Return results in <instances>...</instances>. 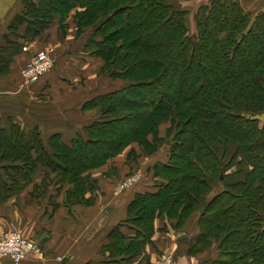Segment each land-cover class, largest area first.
<instances>
[{"label":"trees","instance_id":"1","mask_svg":"<svg viewBox=\"0 0 264 264\" xmlns=\"http://www.w3.org/2000/svg\"><path fill=\"white\" fill-rule=\"evenodd\" d=\"M178 1L22 0L0 45V73L29 37L75 8L78 34L93 27L85 48L127 84L86 100L82 110L96 109L97 118L70 138H44L38 126L28 129L13 117L0 121V203L33 184L31 195L49 194L54 208L62 191L70 210L93 205L92 169L132 143L146 156L167 144V160L151 166L153 189L135 193L102 252L133 263L155 246L159 220L163 230L169 223L180 229L218 184L188 253L217 244V257L202 264H264V122L253 116L264 112V9L251 17L240 0H207L195 10L191 34L189 11L175 7ZM128 153L131 162L136 150Z\"/></svg>","mask_w":264,"mask_h":264},{"label":"crops","instance_id":"2","mask_svg":"<svg viewBox=\"0 0 264 264\" xmlns=\"http://www.w3.org/2000/svg\"><path fill=\"white\" fill-rule=\"evenodd\" d=\"M244 1L241 0L243 6ZM246 2L248 9H252V5L249 6V2L247 0ZM259 2L260 5H264V0H259ZM22 9V0H0V45L5 42L4 34L8 31V24L12 17L20 13ZM261 9L264 7L261 6ZM57 39V26H50L35 38L29 37L26 42L29 50L17 53L10 62L9 71L0 73V121L2 123H5L9 117H13L15 121L28 129L38 126L46 138L54 132H60L68 138L77 131L83 132L85 124L80 126V123H76L74 114L70 117L63 110L47 107L49 104L60 101L68 102L74 95L78 82L86 80L82 78V76L86 78L85 71L97 64L90 61V57L88 60L84 58L82 48L73 47V51H78L67 54L68 57L62 54L56 65L57 71L47 73L45 78L37 82L26 83L22 76V69L39 48L48 47L55 51L57 46L63 52L65 48L72 46V40L69 38L64 43L58 42ZM56 91L60 94L54 98ZM46 98L51 103L44 100ZM81 110L80 115L85 118L91 111V109L84 112ZM124 159V153H121L112 162L90 171L92 178L98 181V190L95 191L96 200L93 205L76 204L70 210L62 203L64 195L62 191L56 195V200L60 205L54 208L53 203L49 201V194L42 198H35L31 195L33 184L1 202L0 234L13 229L19 230L26 237L36 241L40 246V252L31 253L18 263L9 257H3L0 258V264H123L108 258V255L102 252V246L108 243L113 227L127 218L128 206L135 193L148 189L144 181L118 189L119 182L124 178L123 172L133 167L130 164L123 168ZM113 165L118 166L117 172H110ZM36 175L35 180L40 182L43 171ZM51 193L56 194L55 190ZM156 225L158 229L153 237L156 245L152 248L147 246L149 260L147 258L141 262L142 264H156L161 259V251L170 246L178 247L176 242L178 240L182 242L178 234L174 238L175 242L169 243V240L164 239L168 237L159 236L160 231L164 233L161 229L162 221L159 220ZM125 231L128 232L127 229ZM188 234L192 240L194 236ZM187 243L180 248L184 251L176 255V264H200L203 260L201 257L205 256L200 257L199 253L190 255ZM209 257H205L204 260L208 261ZM211 257L215 259L217 256ZM141 263L136 260L130 264Z\"/></svg>","mask_w":264,"mask_h":264},{"label":"rangeland","instance_id":"3","mask_svg":"<svg viewBox=\"0 0 264 264\" xmlns=\"http://www.w3.org/2000/svg\"><path fill=\"white\" fill-rule=\"evenodd\" d=\"M206 1L207 0H180V1L175 3V7L185 8L189 11L187 16H186V23L188 25L189 32L191 34L195 33V19H194L195 10L197 9V7L201 3H204ZM247 1L249 2V6L252 5V7H253V8L251 7L252 9H248L247 2H246V0L244 1L245 9L251 13V17L255 16V14L261 9V6L264 7V5H260L259 0H247ZM240 2H241V0H240ZM76 11H77V9L74 8L70 12L68 18L65 19L63 22L60 20V17H56V19L50 25L51 27L57 26V35H58L57 40H58V42L60 41V42L64 43L66 41V39L69 38L70 40H72V43H71L72 46L70 48H65V50L63 52H61L60 47H57L56 44L55 45L53 44L54 46H56V49H57L55 51H52V55H53V58L55 59V61H54L52 68L47 73H49V72L52 73L54 71H57L56 65H57L58 59H60L59 57L62 54H65V56L68 57L67 54H72V53L78 51V50L73 51V47L77 48V49L82 48L84 58L88 60L90 57V61L96 62L97 64L95 63L96 65L94 67L85 71L86 78L81 75L82 78L86 79V80H83V82H78V84L75 87L77 89H76L74 95L70 97V100L68 102L60 101L57 103L49 104L47 107L49 109L63 110L70 117H71V114H74L76 116V117H74V120H76V123H80V126H82V124H87L88 122H91L95 118H97V115H96L97 110L96 109H91V111H89L90 113L86 115V118L83 117L82 115H80V110H81L80 108L83 107L84 102H86V100H89L90 98H92V96H95L97 94L107 93L110 91H115L117 89H120L127 84V81L122 79V78H113L108 72H106V71L104 72L102 70V66L104 65L103 59L99 56L90 54V52H88V50L85 48V44H86L87 40L93 35V27L84 28V29H82L83 31L80 34H78V32H79L78 27H77L76 23L74 22V15L76 14ZM54 54H57V55L54 56ZM84 54H86V55H84ZM54 69H56V70H54ZM57 74H59V72ZM45 77H46V74H45V76H43V78H45ZM59 94H60V92L56 91V93L54 94L53 97L55 98V97L59 96ZM88 97H89V99H88ZM44 100H47L48 102L51 103V101L48 98H46ZM94 111H96V112H94ZM82 112H84V111H82ZM253 116H256L257 118H259L261 124L264 122V112L254 113ZM60 118H62V117H60ZM169 125L170 124L168 123L167 125L164 124L161 126V134L163 136H166L165 135L166 128ZM129 126L132 127V125H129ZM44 135H46V133H44ZM43 137L46 138V136H43ZM67 138H68V136H67ZM168 147H169V145L164 144L156 154H154L152 156H146L145 154L142 153L141 146L138 143L130 144L127 147V149L123 152L125 159L123 161L124 164H122V167L124 168L125 165L130 166V164L133 167H132V169L127 170V172H123V174H124L123 179H125L127 176H129L131 174L140 173L143 178L139 181V183L144 181L146 183V185H148V187H147L148 189H153V184H154L155 179L153 178L151 168H148V167L153 166L158 161L167 160ZM131 149L136 150V155L133 154L131 156L130 160H132V161L130 162L127 159V153L130 152ZM117 169H118V166L113 165L110 172H117L118 171ZM137 187H138V185L135 186V189ZM219 190H220V185H218V184L214 185L213 184V189L208 194L207 199L202 201V203L199 205V207H197V210L189 217V219L187 220L186 224L183 227H181L180 229H177L176 227L171 226L172 223H169V225L166 228L167 231L162 229L164 231V233L162 234L160 231L159 236L164 235L165 237H168V238H164V239L169 240V243L170 242L174 243L175 242L174 238L178 234H182L183 232H188V233L192 234V236H194V237L197 236V234L199 232V226H198L197 222H198L200 212L204 209L207 200H209ZM51 191H54L53 186H50V192ZM10 231H15V230L13 229ZM176 242L178 244V247H173V246L171 247L169 244L170 247H168V249L161 251L162 253L160 252L161 259L156 264H176V255H178L182 251H184L183 249L181 251L180 248H182V246L185 243H187L185 241L179 242V240ZM187 244H189V243H187ZM150 247L152 248V246H150ZM199 254H201L200 257L201 256H205V257L210 256L209 258L211 260L209 258H207V259H209L208 261H212V259H214V257H211V256H215V255L217 256L218 255L217 244H213L211 247H209L208 249H206L202 253L200 252ZM141 256H143V257H141ZM141 256L136 258L135 261L137 260L139 263H141V262L147 260V258H148V254H146V255L143 254ZM169 256L172 259L170 258V260H168ZM205 257H201L203 260L200 262V264H202L203 262L206 261V260H204ZM148 260H149V258H148Z\"/></svg>","mask_w":264,"mask_h":264},{"label":"built area","instance_id":"4","mask_svg":"<svg viewBox=\"0 0 264 264\" xmlns=\"http://www.w3.org/2000/svg\"><path fill=\"white\" fill-rule=\"evenodd\" d=\"M23 51H28L29 46L24 45ZM52 48H39L22 69V76L26 83H33L41 80L52 68L55 59L52 55ZM142 178L140 173L127 176L118 184V189H124L138 183ZM40 246L31 238L26 237L21 231H7L0 234V258L9 257L16 263L23 260L31 253H39ZM170 256L168 260H170ZM172 259V258H171Z\"/></svg>","mask_w":264,"mask_h":264},{"label":"water","instance_id":"5","mask_svg":"<svg viewBox=\"0 0 264 264\" xmlns=\"http://www.w3.org/2000/svg\"><path fill=\"white\" fill-rule=\"evenodd\" d=\"M179 239L185 242H190V235L186 232H183L179 235Z\"/></svg>","mask_w":264,"mask_h":264}]
</instances>
